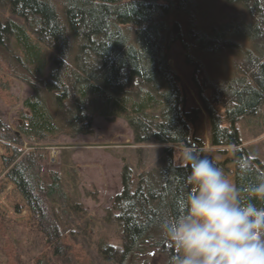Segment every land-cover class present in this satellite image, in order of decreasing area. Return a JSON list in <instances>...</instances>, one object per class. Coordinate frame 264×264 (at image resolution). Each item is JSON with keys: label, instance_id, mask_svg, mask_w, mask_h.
<instances>
[{"label": "trees", "instance_id": "1", "mask_svg": "<svg viewBox=\"0 0 264 264\" xmlns=\"http://www.w3.org/2000/svg\"><path fill=\"white\" fill-rule=\"evenodd\" d=\"M209 1L0 0L11 14L0 21V69L32 89L17 113L16 128L0 115V141L7 151L1 157L0 195L13 186L22 199L13 204L14 211L27 213L53 259H68L72 249L62 242L63 213L78 216L84 210L80 202L70 204L62 188L70 182L69 170L47 169L49 151L43 143L61 133L93 134L97 115L124 118L137 144L163 149L158 164L123 167L114 212L106 216L120 225L123 238L121 244L99 246L107 264H149L159 257V264H172L178 255L160 225L184 211L195 187L188 180L190 168L179 162V150L194 148L226 176L233 173L242 200L264 177V149L263 156L252 154L236 127L249 116L255 129L250 137L264 135V0H217L234 13L222 22L209 20ZM177 41L194 68L192 82L202 108H186V92L169 64ZM214 60L221 69L213 68ZM202 109L211 147L222 154L233 148L225 161L205 153L206 143L194 133ZM240 161L249 163L247 171ZM230 162L234 170L227 167Z\"/></svg>", "mask_w": 264, "mask_h": 264}, {"label": "rangeland", "instance_id": "2", "mask_svg": "<svg viewBox=\"0 0 264 264\" xmlns=\"http://www.w3.org/2000/svg\"><path fill=\"white\" fill-rule=\"evenodd\" d=\"M232 11L222 7L217 0L205 3V12L210 21H228L230 15L234 14ZM9 12L0 5V21L11 15ZM218 61L214 60L213 68H222ZM169 64L180 77L186 92V108H202L192 82L194 68L186 63L185 50L180 41L171 46ZM1 83L8 84V87L1 86ZM31 94L29 86L0 69V115L12 128H16L17 113L23 107L24 99ZM250 122V117L245 116L237 121L236 127L250 152L263 156L264 135L251 138L250 134L255 129L250 126ZM93 128V134L69 136L61 133L43 143L49 151L47 169L59 172L69 170L70 182L66 184L64 181L62 188L69 194L70 204L80 202L84 210L78 216L74 212L63 213L62 216L64 229L67 230L62 242L72 247L68 259H53L42 236L28 222L27 213L17 214L14 211L13 204L22 199L9 185L0 195V264H36L41 260L44 264H107L100 255L99 246L104 242L121 244L123 236L120 225L114 220L108 222L106 216L108 212H114L112 201L122 188L123 167L129 165L134 170H142L147 168L148 162L158 164L163 149L160 144H137L132 129L122 117L97 115L93 120ZM209 129L208 115L202 109L194 133L206 143L205 153L218 161L232 157V147L227 148L224 154L211 147ZM24 147H27V143ZM184 150L178 151L179 162ZM5 154L7 151L0 141V171L3 169L1 157ZM227 167L234 170L235 166L230 162ZM227 177L235 184L233 173H227ZM51 181L47 180V184ZM59 212L62 214L61 209ZM159 258L149 264H159Z\"/></svg>", "mask_w": 264, "mask_h": 264}, {"label": "clouds", "instance_id": "3", "mask_svg": "<svg viewBox=\"0 0 264 264\" xmlns=\"http://www.w3.org/2000/svg\"><path fill=\"white\" fill-rule=\"evenodd\" d=\"M182 160L195 187L184 211L165 219L161 233L178 255L172 264H264V177L250 186L247 200L209 157L186 148ZM243 171L247 161L238 162Z\"/></svg>", "mask_w": 264, "mask_h": 264}, {"label": "crops", "instance_id": "4", "mask_svg": "<svg viewBox=\"0 0 264 264\" xmlns=\"http://www.w3.org/2000/svg\"><path fill=\"white\" fill-rule=\"evenodd\" d=\"M183 161H182V159L180 160V163H182Z\"/></svg>", "mask_w": 264, "mask_h": 264}]
</instances>
